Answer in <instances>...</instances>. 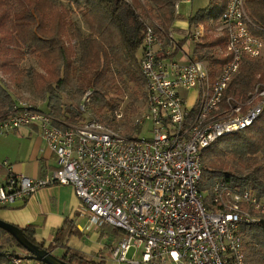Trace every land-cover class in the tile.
I'll return each instance as SVG.
<instances>
[{"label": "built area", "instance_id": "obj_1", "mask_svg": "<svg viewBox=\"0 0 264 264\" xmlns=\"http://www.w3.org/2000/svg\"><path fill=\"white\" fill-rule=\"evenodd\" d=\"M253 28L246 0H228L220 31L230 62L212 80L197 58H172L179 48L172 29L146 24L139 57L145 108L132 122L138 131L148 122L151 139L125 138L93 119L65 125L38 108L15 105L0 118V135L38 125L57 169L44 179L9 175L0 187V207L25 202L44 188L70 186L80 216L122 233L108 253L116 264H246L239 232L264 218V200L221 182L201 190L200 183L202 151L249 128L264 111V87H255L244 103L224 95L242 61H264V43ZM203 32L197 27L192 39ZM192 89L199 91L198 103L189 109L181 91ZM91 95L85 94L82 112ZM5 259L43 264L29 254Z\"/></svg>", "mask_w": 264, "mask_h": 264}, {"label": "trees", "instance_id": "obj_2", "mask_svg": "<svg viewBox=\"0 0 264 264\" xmlns=\"http://www.w3.org/2000/svg\"><path fill=\"white\" fill-rule=\"evenodd\" d=\"M63 1L68 8L56 7L51 0H0V72L16 84L29 77L35 93L46 103V113L65 125H81L93 119L114 131L137 130L130 120L137 113L134 103H129L116 119L120 106L110 96L120 99L129 86L135 90L143 87L137 53H141L145 26L154 22L169 32L180 20L175 5L182 0ZM222 1L215 14L211 12L213 0H209L207 8L187 20L189 28L202 26L205 30L201 43L194 44L192 56L207 64L212 80L230 62L224 56L226 35L208 32L210 22L220 23L228 0ZM246 8L254 25L251 34L264 43V0H246ZM74 12L80 13L88 29L85 38L69 23ZM27 55L36 59L39 71L20 68ZM257 86L264 87V61L244 60L224 95L244 103ZM87 91L92 93L87 108L92 119L85 118L80 110ZM14 106V98L0 84V118ZM226 107L224 102L220 105L221 110ZM216 182L264 200V111L249 128L222 137L202 151L200 189L208 190ZM20 230L28 242L44 249L34 240L32 227ZM65 232L60 230L54 242L61 244ZM239 236L246 264H264V218L257 225L243 226ZM61 261L104 264L67 248ZM3 262L0 255V264Z\"/></svg>", "mask_w": 264, "mask_h": 264}, {"label": "crops", "instance_id": "obj_3", "mask_svg": "<svg viewBox=\"0 0 264 264\" xmlns=\"http://www.w3.org/2000/svg\"><path fill=\"white\" fill-rule=\"evenodd\" d=\"M176 23L178 22L173 26ZM186 24L187 28L180 32L184 36V42L189 41L190 45L191 41L193 44H200L202 38L198 41L192 39L197 28H189L187 22ZM56 169L55 156L40 136L38 125L22 127L15 132L0 135V187L11 174L44 179ZM79 207L80 203L72 187H49L37 191L25 202L16 201L11 206L0 207V221L19 229L32 227L34 240L43 244L45 250L52 247L49 252L58 259L62 258L67 248L96 263L103 261L104 264H116L109 258L108 253L121 240L122 233L109 226L96 228L90 225L88 216H80ZM62 229L67 233L65 232L61 244H57L54 240ZM5 234L0 232V248H3L0 249V255L3 264L6 263V254H25L12 251L15 249H10L7 242L9 235Z\"/></svg>", "mask_w": 264, "mask_h": 264}, {"label": "rangeland", "instance_id": "obj_4", "mask_svg": "<svg viewBox=\"0 0 264 264\" xmlns=\"http://www.w3.org/2000/svg\"><path fill=\"white\" fill-rule=\"evenodd\" d=\"M52 3L56 7H63V8H68L67 4L63 0H51ZM130 1V0H128ZM222 0H213V5L211 7V12L215 14L218 12L220 8V4H222ZM209 3V0H182L179 1L177 5V15L180 17V20L177 21L173 27H172V37L175 42H178L179 48L177 51L173 54L172 58L176 61L182 62V56H184V53L187 54L188 56H192V49L194 47L193 42L191 41V45L189 44V41L183 42L184 36L181 31L185 30L187 28V20L189 17L193 16L196 12L200 10H204L207 8ZM69 23L72 24V26L78 30L83 38L88 36V29L86 25L84 24V21L82 20V17L80 13L74 12L70 19ZM149 23V22H148ZM209 33L213 32V34L209 35H221L222 32L220 31V23H209ZM193 31V30H191ZM204 35H205V30H204ZM183 37V38H182ZM191 40V39H189ZM201 41V40H200ZM200 43V42H199ZM72 44H75V42H72ZM140 56V51L137 53V57ZM20 68L23 70H29V69H34L36 71H39L38 63L36 59H34L32 56L27 55L25 56L24 60L19 64ZM0 84L11 94V96L15 100V105H25V106H30L33 108H38L41 112L46 113V103L41 101L40 98L37 96V94L34 91L31 79L29 77L23 78L20 83L16 84L12 80L8 78V76L3 75L0 72ZM143 89L140 88L139 90L132 89L131 86L128 87L126 90V93L124 97L117 99L114 95H111L110 97L114 100H116L120 106V113L122 114L123 110H125L128 106L129 103H134V105L137 108V113L136 115L140 114L142 111H144V96L140 95L141 90ZM88 92V91H87ZM86 92V93H87ZM198 96H199V91L198 89H192L188 92L186 91H181V97L185 100L187 108L191 109L196 106L198 103ZM64 102L69 104L70 101L67 97H63ZM83 101V100H82ZM89 104V103H88ZM88 104L85 105V109L87 110ZM85 118L90 117L92 113L87 110L84 112ZM136 115L130 116V120L135 118ZM150 128L151 125L147 122L144 124V126L138 130H134L131 133H125L123 130H118L116 131L117 134L125 137V138H134V139H151L152 135L150 134ZM120 129V128H119ZM7 242L10 246V249H15L12 251H15V253H19V251L26 253L25 251H22L21 249H17L13 241L7 237ZM3 249V248H0Z\"/></svg>", "mask_w": 264, "mask_h": 264}, {"label": "water", "instance_id": "obj_5", "mask_svg": "<svg viewBox=\"0 0 264 264\" xmlns=\"http://www.w3.org/2000/svg\"><path fill=\"white\" fill-rule=\"evenodd\" d=\"M0 230L13 238L26 253L43 264H63L61 259L55 257L51 252L39 249V247L28 242L19 228L0 221Z\"/></svg>", "mask_w": 264, "mask_h": 264}]
</instances>
